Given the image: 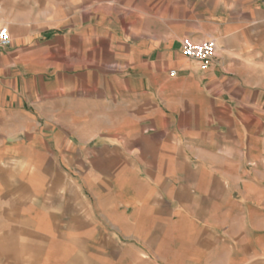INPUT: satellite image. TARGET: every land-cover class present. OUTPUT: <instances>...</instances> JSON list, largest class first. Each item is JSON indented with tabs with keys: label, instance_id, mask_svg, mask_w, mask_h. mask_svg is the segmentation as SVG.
Instances as JSON below:
<instances>
[{
	"label": "crops",
	"instance_id": "0c3cea01",
	"mask_svg": "<svg viewBox=\"0 0 264 264\" xmlns=\"http://www.w3.org/2000/svg\"><path fill=\"white\" fill-rule=\"evenodd\" d=\"M0 25V264H264V0H2Z\"/></svg>",
	"mask_w": 264,
	"mask_h": 264
},
{
	"label": "built area",
	"instance_id": "2783aa9c",
	"mask_svg": "<svg viewBox=\"0 0 264 264\" xmlns=\"http://www.w3.org/2000/svg\"><path fill=\"white\" fill-rule=\"evenodd\" d=\"M11 44V36L7 27L0 25V48H7ZM216 46L214 41L208 40L199 43L184 38L181 41V51L185 58L198 64L200 70L208 68L209 64L215 56ZM170 76H174L175 72L171 71Z\"/></svg>",
	"mask_w": 264,
	"mask_h": 264
},
{
	"label": "rangeland",
	"instance_id": "374dc122",
	"mask_svg": "<svg viewBox=\"0 0 264 264\" xmlns=\"http://www.w3.org/2000/svg\"><path fill=\"white\" fill-rule=\"evenodd\" d=\"M1 2H2V0H0V3H1ZM123 25H124V22H123ZM183 39H184V38H183ZM183 39H182V40H183ZM182 40H181V41H182Z\"/></svg>",
	"mask_w": 264,
	"mask_h": 264
}]
</instances>
